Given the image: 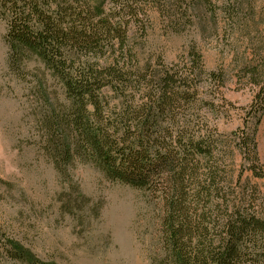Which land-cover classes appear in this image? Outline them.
<instances>
[{"label": "trees", "instance_id": "obj_1", "mask_svg": "<svg viewBox=\"0 0 264 264\" xmlns=\"http://www.w3.org/2000/svg\"><path fill=\"white\" fill-rule=\"evenodd\" d=\"M0 19L10 68L22 73L24 61L39 62L31 80L38 143L56 172L68 178L76 164L91 165L160 205L151 264H264V217L252 189L238 194L228 183L221 141L203 115L215 102L199 94L197 51L185 69L160 57L144 61L132 40L145 32L135 0L108 9L89 0H0ZM252 55L241 73L259 84L264 47ZM216 81L223 83L221 73L206 75ZM250 110L264 114V86ZM239 141L260 176L252 134ZM0 256L53 264L4 231Z\"/></svg>", "mask_w": 264, "mask_h": 264}, {"label": "rangeland", "instance_id": "obj_2", "mask_svg": "<svg viewBox=\"0 0 264 264\" xmlns=\"http://www.w3.org/2000/svg\"><path fill=\"white\" fill-rule=\"evenodd\" d=\"M89 1L108 9L113 0ZM135 1L145 14V32L132 40L144 61L160 57L185 69L192 49L200 55L199 94L215 102L203 115L221 141L228 183L238 194L252 189L264 217V114L250 110L264 78L254 84L241 73L253 49L264 47V0ZM5 33L0 19V232L53 264H151L160 205L91 165L76 164L68 178L56 172L38 143L31 80L39 62L28 59L22 73L12 70ZM212 71L223 83L206 82ZM243 133L255 141L260 176L238 147ZM0 264L22 263L0 256Z\"/></svg>", "mask_w": 264, "mask_h": 264}]
</instances>
